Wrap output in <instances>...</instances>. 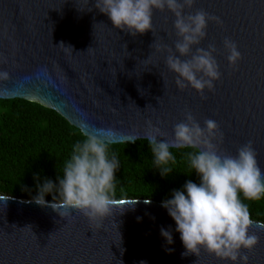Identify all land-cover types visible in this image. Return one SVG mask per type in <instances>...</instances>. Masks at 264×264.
<instances>
[{"label":"water","instance_id":"95a60500","mask_svg":"<svg viewBox=\"0 0 264 264\" xmlns=\"http://www.w3.org/2000/svg\"><path fill=\"white\" fill-rule=\"evenodd\" d=\"M197 10L222 21L209 22L199 45L216 46L221 72L203 98L190 87L177 89L167 53L156 51L157 44L175 51V17L167 9L153 11V31L132 36L113 28L95 0H0V71L9 73L0 80V100L38 104L111 145L148 140L153 128L170 140L190 111L201 127L206 119L217 122L227 154L251 141L264 170V0H195L185 12ZM225 38L241 53L235 67ZM129 201L117 202L97 226L78 211L60 217L33 200L0 195V264H231L205 251L183 256L162 204ZM162 226H171L173 244L160 235ZM249 232L259 237L246 253L249 264H264V224L253 221Z\"/></svg>","mask_w":264,"mask_h":264},{"label":"clouds","instance_id":"9594fccd","mask_svg":"<svg viewBox=\"0 0 264 264\" xmlns=\"http://www.w3.org/2000/svg\"><path fill=\"white\" fill-rule=\"evenodd\" d=\"M194 3L195 0H95V7L108 17L113 28L132 36L153 31L154 10L171 12L177 36L175 51L164 44H157L156 51L167 53L165 63L176 76L177 89L190 87L203 98L204 90H213L221 72L214 55L216 46L209 44L203 48L199 45L207 37L209 22L220 25L222 21L204 10L186 13L185 9H191ZM60 45L65 47L63 43ZM223 47L228 53L229 66L235 67L241 59L237 44L225 38ZM8 78L7 71H0V80ZM184 115V120L174 126L170 140L161 139L168 137V133L159 128H153L147 136L154 168L161 177L173 173L177 163L173 149H191L181 155L199 182L188 179L182 189H174L171 198L162 201L185 248L182 255L194 253L198 256L205 251L231 264H249L246 253L258 245L259 237L249 232L253 220L249 205L244 201L264 199V170L258 164L257 153L251 141L239 147L236 155L223 152L220 148L223 133L216 121L206 119L201 127L190 111ZM82 134L84 138L73 145L70 158L63 163V175L58 176V183L49 178L41 183L40 175H34L38 194L32 200L42 207H51L60 217L78 211L99 226L117 204L115 173L120 168V160L111 150L112 140L102 138L103 134L94 135L83 130ZM125 140L135 142L131 137ZM48 193H58V196L53 195L49 202L45 200ZM145 202L150 203L149 200ZM135 203L131 200L127 204ZM160 235L167 245L174 243L171 226H162ZM166 251L170 253L174 249ZM139 264L147 262L142 260Z\"/></svg>","mask_w":264,"mask_h":264},{"label":"trees","instance_id":"16d2710c","mask_svg":"<svg viewBox=\"0 0 264 264\" xmlns=\"http://www.w3.org/2000/svg\"><path fill=\"white\" fill-rule=\"evenodd\" d=\"M83 138L80 130L52 110L24 100H0V195L32 200L38 194L35 174L40 175L41 183L44 178L58 183L64 161L70 158L73 145ZM111 150L120 160L115 173L117 202L149 200L162 204L188 179L199 182L181 155L191 149L172 150L177 163L167 177H161L154 168L148 140L114 144ZM53 195L58 193L45 194V200L52 202ZM244 202L249 205L252 220L264 224V199Z\"/></svg>","mask_w":264,"mask_h":264}]
</instances>
